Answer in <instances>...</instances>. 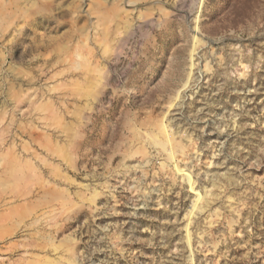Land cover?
<instances>
[{"label":"rangeland","instance_id":"rangeland-1","mask_svg":"<svg viewBox=\"0 0 264 264\" xmlns=\"http://www.w3.org/2000/svg\"><path fill=\"white\" fill-rule=\"evenodd\" d=\"M0 264H264V0H0Z\"/></svg>","mask_w":264,"mask_h":264},{"label":"bare ground","instance_id":"bare-ground-1","mask_svg":"<svg viewBox=\"0 0 264 264\" xmlns=\"http://www.w3.org/2000/svg\"><path fill=\"white\" fill-rule=\"evenodd\" d=\"M162 142V141H161ZM159 145H160V143H159Z\"/></svg>","mask_w":264,"mask_h":264}]
</instances>
